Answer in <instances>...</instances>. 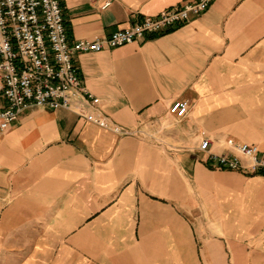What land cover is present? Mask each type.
<instances>
[{
  "label": "crops",
  "instance_id": "crops-1",
  "mask_svg": "<svg viewBox=\"0 0 264 264\" xmlns=\"http://www.w3.org/2000/svg\"><path fill=\"white\" fill-rule=\"evenodd\" d=\"M185 1L60 4L69 39L90 41ZM73 62L130 133L43 108L0 133V264H264V175L198 152L206 138L216 154L228 139L264 154V0H213L182 26Z\"/></svg>",
  "mask_w": 264,
  "mask_h": 264
},
{
  "label": "built area",
  "instance_id": "built-area-1",
  "mask_svg": "<svg viewBox=\"0 0 264 264\" xmlns=\"http://www.w3.org/2000/svg\"><path fill=\"white\" fill-rule=\"evenodd\" d=\"M213 0H190L143 17L105 38L71 41L60 0H0V133L26 110L63 109L117 134L130 132L112 123L99 109L100 100L86 90L73 58L161 35L199 17ZM169 112L183 118L188 104L177 101ZM226 151L213 153L203 138L198 152L213 167L248 175H264V154L255 145L225 142Z\"/></svg>",
  "mask_w": 264,
  "mask_h": 264
},
{
  "label": "rangeland",
  "instance_id": "rangeland-1",
  "mask_svg": "<svg viewBox=\"0 0 264 264\" xmlns=\"http://www.w3.org/2000/svg\"><path fill=\"white\" fill-rule=\"evenodd\" d=\"M105 242H103L104 244ZM88 245V248L90 250L91 253L95 254V253H98L99 250H102L101 249V244L102 242H89V243H86ZM107 244V243H105ZM104 254V255H103ZM107 254H108V251L107 250H104L103 253H102V256H105L106 258L104 259H107ZM85 264H98L96 263L95 261H93L92 259H87L85 260Z\"/></svg>",
  "mask_w": 264,
  "mask_h": 264
}]
</instances>
